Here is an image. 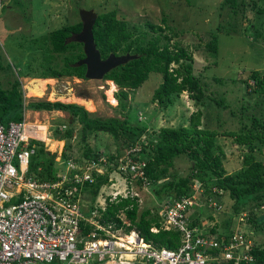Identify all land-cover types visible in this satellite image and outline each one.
<instances>
[{
    "label": "trees",
    "instance_id": "1",
    "mask_svg": "<svg viewBox=\"0 0 264 264\" xmlns=\"http://www.w3.org/2000/svg\"><path fill=\"white\" fill-rule=\"evenodd\" d=\"M261 1L264 3V0ZM245 5L246 0H221L218 8L229 7L228 15L235 20ZM256 13L257 18L264 13V7L260 6ZM257 19L258 26L249 23L240 29H236L237 26L230 22L224 25L217 24L210 30L209 41L204 44L206 54L215 60L218 48L217 35L221 31L228 35L239 32L238 35L244 37L246 31L251 30L248 33L251 34L252 40L264 43V22L262 23L260 18ZM161 22L165 21L162 19ZM145 26L151 31L149 37L146 36L148 31L140 30L136 25L129 26L125 20L117 18L115 10L96 14L91 33L100 58H105L110 52L115 55L123 53L136 55L124 64L110 69L102 79L112 81L120 89H135L147 79L149 73L154 72L160 74L161 80L152 92L151 102L166 107L172 102L173 95L186 92L190 99L201 103L205 97V90L201 77L192 72L191 56L187 47L179 45L176 40L169 42L176 33L168 34L172 29L166 24L161 26L146 22ZM80 28V20L71 24L65 23L50 30L45 38L31 40L35 43L42 42L43 45L46 43L48 52L37 67L38 77L56 78L66 75L84 79L85 66L76 63L83 56L81 43L73 39ZM164 29L168 30L167 33H163ZM55 58H60L61 65L49 64ZM2 70L3 66L0 63V72ZM29 74L36 75L33 72ZM249 77L263 92L261 102H264V75L254 70ZM18 86L19 81L16 79L8 88L0 87V122L3 124L22 118L23 98ZM117 95L125 96V92L119 90ZM214 102L222 108L227 107L222 104L221 99ZM116 104L124 108L119 99ZM27 107L32 110H61L69 113V122L78 124V130L66 128L59 132L56 129L57 139L77 138L78 141L84 142L90 134H97L96 132L111 136L116 148L114 153L104 156L105 161H98L97 158L102 154L91 153L89 146H82L83 150L76 158L82 162L91 158L95 166L102 167L101 172L91 170L90 179L82 181L78 188L79 193L86 197L85 209L95 208L100 213L99 222H111L115 227L121 226V221L116 217L121 212L129 223L125 230L133 227L153 248L176 249L181 243L182 232L177 228L165 229L158 210L164 204L172 206L181 198H190L192 202L184 208L183 214L191 236L211 238L218 243V247L203 250L210 258L206 264H232L234 256L242 258L246 254H251L252 259L248 261L240 259L237 261L238 264H264V246L253 244L252 241L245 246L247 243L245 240L241 246L229 247L243 236L232 240L233 235L229 226L219 231V224L214 222L216 217L213 213L215 211L224 213L226 209L228 212L226 216L232 218L239 211H244L246 205L251 204L250 206L256 210L251 212L248 206L250 213L246 216V222L256 229L257 225H264V163L256 159L254 154L255 150L264 153V119L251 115L250 126L247 127L243 123L238 130L223 131L232 137L233 144L245 150L241 154L240 166L232 172H227L223 166V151L216 142L218 133L212 129L199 128V110L192 114L187 126L181 124L174 127L162 126L157 132L141 139V134L146 133L144 127L130 124L126 118L92 116L78 104L36 100L29 101ZM230 112L234 114L233 111ZM122 116L126 117V113ZM31 146L33 152L28 161V174L43 180L53 179L54 154L45 151L38 141L32 140ZM70 149L69 143L64 144L63 158L70 153ZM130 149L135 151L128 152ZM125 156L136 162L135 164L143 165L135 170H130L129 164L122 168ZM179 156L185 157L188 161V169L184 175L178 174L173 168L174 159ZM113 174L125 180L122 186L126 188L135 186L145 191L149 187V193L156 199L157 208H146L138 213V195L126 197L117 195L110 199V196L105 195V191L116 180ZM224 195L232 201L229 206L227 204L224 206V203H227ZM98 196L104 197L103 207L95 204ZM208 223L212 225L208 226ZM81 226L85 227V230L90 227L87 224ZM223 252L231 253L232 258L222 257ZM133 262L144 264L145 260L135 259Z\"/></svg>",
    "mask_w": 264,
    "mask_h": 264
},
{
    "label": "rangeland",
    "instance_id": "2",
    "mask_svg": "<svg viewBox=\"0 0 264 264\" xmlns=\"http://www.w3.org/2000/svg\"><path fill=\"white\" fill-rule=\"evenodd\" d=\"M220 1L1 0L0 63L3 70L0 72V87L8 88L14 80L19 81L18 87L23 98L25 121L30 120L32 123V120L35 119V124L30 125L39 126L40 130L37 131L39 136L36 137L38 142L41 143L45 151L54 152V155H57V150L63 148L67 143L71 146L70 155L72 157H78L83 147L88 146L91 153L105 156L114 153L116 145L111 136L103 132L90 134L84 142L78 141L77 138H69L58 140L59 142L56 144L54 142L57 140L55 138L56 129L59 132L66 128L78 130L79 125L70 123L69 113L65 111L42 110L34 112L27 107L29 101L47 100L74 103L81 105L92 116L126 118L130 124L144 127L146 133L141 134V139L157 132V129L162 126L174 127L180 124L187 126L191 121L192 114L199 110V128L217 131L216 142L223 151L224 169L227 172H232L240 166L241 154L245 150L241 146L233 144L232 137L223 131L238 130L243 123L247 127L250 126L251 115L264 119V102H261L263 92L249 77V74L254 70H258L260 75H264V43L252 40L251 34L248 33L251 30L246 31L247 34L244 37L238 35L239 32L228 35L221 31L217 35L218 48L215 60L206 54L204 44L209 41L210 30L217 24L224 25L226 22H230L237 26L236 29H240L249 23L258 26L257 18H260L263 23L264 13L256 18V11L260 6L264 7V3L261 0H246L244 9L233 20L228 15L229 7L218 8ZM81 9H92L96 14L115 10L117 18L125 20L129 26L136 25L138 29L148 31L147 37L151 35V31L145 26L146 22L161 26L166 24L172 31L164 29L163 33H167V31L168 34L176 33L169 42L176 40L179 45L187 47L191 56L192 72L201 77L205 90V97L201 103L190 99L186 92L173 95L172 102L166 107L151 102L152 92L161 80L160 74L154 72L149 73L147 79L135 89H120L115 84L112 85L110 80L104 79H82L66 75L56 78L38 77L39 69L37 67L43 62L41 59L47 56L48 52H46V43L43 45L42 42L35 43L31 40L38 37L45 38L50 30L65 23L71 24L78 21ZM162 19L165 21L164 23L161 22ZM52 63L61 65L60 58H55L49 64ZM30 72L36 75L29 74ZM25 73L27 74L23 75ZM29 90H31V94H29ZM119 90H123L125 96H118ZM117 99L124 105V108L116 104ZM219 99L222 104L227 106L226 108H222L214 102ZM230 111H233L234 114H231ZM124 113H126V117L122 116ZM254 154L256 159L264 163L263 152L255 150ZM43 158L45 159V156ZM173 163V168L178 174L184 175L187 172L188 161L185 157H176ZM113 178L116 180L106 189L105 194L112 192L110 188L114 185H117V190L120 192L122 185L125 184L123 178H119L115 174H113ZM131 188V192L138 195V213L146 208H157L156 199H153L149 193V187L145 191L137 189L135 186H131ZM224 197L227 198V195ZM85 198L80 196L81 209H83ZM99 199L102 201V198ZM231 202L227 198V203H224V206L226 204L229 206ZM250 205H246L244 211L242 210L241 213L239 211L232 218L226 216L228 213L226 209H224V213L215 211L213 212L216 217L214 222L219 224V231L229 226L231 232H245L253 244L264 246V225L259 224L256 229L246 222V216L250 213L248 210ZM250 208L251 212L256 210L255 207L250 206ZM211 225L208 223V226ZM248 232L251 235H248ZM132 261L134 260L132 259Z\"/></svg>",
    "mask_w": 264,
    "mask_h": 264
},
{
    "label": "built area",
    "instance_id": "3",
    "mask_svg": "<svg viewBox=\"0 0 264 264\" xmlns=\"http://www.w3.org/2000/svg\"><path fill=\"white\" fill-rule=\"evenodd\" d=\"M27 139L23 122L0 123V264H133L132 259L145 260L144 264H205L201 248L217 246L212 239L191 236L183 214L190 198L161 208L164 228L182 232L176 249L153 248L137 231L126 233L122 226L100 223L95 208L85 209L83 204L81 209L78 188L90 179L91 169H101L94 163L75 169L67 162L51 180L30 175ZM135 163L125 156L122 168L143 165ZM102 201L95 204L103 207ZM116 217L125 223L122 216ZM85 224L90 226L87 230L81 226ZM221 256L231 258V253ZM239 258L234 256V264Z\"/></svg>",
    "mask_w": 264,
    "mask_h": 264
},
{
    "label": "clouds",
    "instance_id": "4",
    "mask_svg": "<svg viewBox=\"0 0 264 264\" xmlns=\"http://www.w3.org/2000/svg\"><path fill=\"white\" fill-rule=\"evenodd\" d=\"M80 59V58H79ZM85 78V77H84ZM85 79H87V78H85ZM102 79V78H101ZM24 105V104H23ZM81 106V105H80ZM33 111H37V112H39V111H42V110H33ZM43 111H51V110H43ZM56 111H59V110H56ZM66 112V111H65ZM33 122L31 123V121L29 120V121H25V117H24V114H23V110H22V118L20 119V120H18V121H13V120H10V121H8L7 123H9V122H23L24 123V133H25V135L26 136H28V139H27V142H28V150H31V153L33 152V149H32V147L33 146H31V141L32 140H35V141H39L38 140V138H36L37 136H39L38 134H37V131L38 130H40L39 129V126H37V125H30V124H35V122H34V120H32ZM1 123V122H0ZM6 123V124H7ZM3 126H5L6 124H3V123H1ZM62 131V130H61ZM56 138V137H55ZM40 139V138H39ZM57 139V138H56ZM49 140V139H48ZM58 140H62V139H57L56 141H54L56 144H57V142H59ZM44 149V148H43ZM58 151V154L57 155H54L53 157V160H54V164H53V170H54V172H53V176H54V173L56 174V173H59L60 171H62L63 169H64V167L66 166V163L67 162H70V163H72V165H73V168H75V169H77L78 167H81V166H83V165H85V164H89V163H93L94 161H92L93 159H89V160H85V161H78V159L76 160V158L77 157H72L71 155H70V153L68 152V154H67V156L66 157H62V152H63V148H60V149H58L57 150ZM135 150H132L131 152H134ZM71 152V151H70ZM130 152V151H129ZM31 153H30V155H31ZM51 153H53L54 154V152H51ZM30 155H29V157H30ZM97 160L98 161H105V157L104 156H99L98 158H97ZM28 161H29V159H28ZM95 164V163H94ZM96 165V164H95ZM61 167V168H60ZM95 167H98V166H95ZM100 169H101V171H102V167H99ZM27 170H28V167H27ZM91 170H94V168L93 169H91ZM90 170V171H91ZM95 171V170H94ZM96 172V171H95ZM46 180H49V179H46ZM131 190H132V188L131 187H129V188H126V186H122V189H121V191L119 192L118 190H117V185H114V186H112L111 188H110V191H112V192H110V193H107V194H105V195H108V196H110V199H114L117 195H119V196H121V197H126L127 195H135L136 193H132L131 192ZM99 198H103V201H102V206H104V197L103 196H98L97 198H96V201H95V203H97V201H100V199ZM159 211V214L162 216L163 214L161 213V209L160 210H158ZM242 212V210L240 211V213ZM244 213V212H243ZM117 215H120V216H122V218H123V220L125 221V223H127V224H125V223H122L121 222V226H122V228H123V230H124V232H128V231H130V230H133V231H137V230H135L133 227H130V228H128L127 230H125V226H128L129 225V223H128V221L125 219V217H124V215L121 213V212H119ZM243 216L245 217V214H243ZM118 218V217H117ZM185 218V217H184ZM119 220L121 221V219L119 218ZM162 220H163V216H162ZM240 220L242 221V219L240 218ZM186 221V220H185ZM101 223V222H100ZM105 223V222H104ZM163 225V224H162ZM164 227V226H163ZM165 229H169V228H165ZM151 230H155V228H151ZM138 232V231H137ZM246 233L245 232H239V233H235V232H233L232 231V235L233 236H235V237H237V236H240V238H241V243L240 244H238V246H241L242 244H243V242L246 240L247 241V243L245 244V246L246 245H248V244H250V242H251V239H250V237L249 236H247V235H245ZM248 235H251V234H249V232L247 233ZM141 238H142V236H141ZM143 239V238H142ZM206 239V238H205ZM144 240V239H143ZM206 240H211V238H209V239H206ZM145 241V240H144ZM145 242H147V241H145ZM149 243V242H148ZM212 248H214V247H218V243H217V246H211ZM205 248H210V247H205ZM205 248H201V252L204 254V249ZM205 255V254H204ZM220 257V256H219ZM225 258V257H224ZM232 258V257H231ZM208 259H210L209 258V256L208 255H205V264H206V262H207V260ZM229 259V258H228ZM233 259V262H232V264H234V261H235V259L234 258H232ZM240 259H243V260H246V261H248V260H251L252 259V256H251V254H246V255H244L242 258H239V260ZM237 264H238V262H237Z\"/></svg>",
    "mask_w": 264,
    "mask_h": 264
},
{
    "label": "water",
    "instance_id": "5",
    "mask_svg": "<svg viewBox=\"0 0 264 264\" xmlns=\"http://www.w3.org/2000/svg\"><path fill=\"white\" fill-rule=\"evenodd\" d=\"M81 28L79 32L74 34L73 39L81 43L83 56L76 61L77 64L85 66L84 77L87 79H101L103 75L113 67L124 64L128 60L135 58V54L108 53L105 58H100L99 51L96 49L91 28L96 17V13L92 9L79 10Z\"/></svg>",
    "mask_w": 264,
    "mask_h": 264
},
{
    "label": "bare ground",
    "instance_id": "6",
    "mask_svg": "<svg viewBox=\"0 0 264 264\" xmlns=\"http://www.w3.org/2000/svg\"><path fill=\"white\" fill-rule=\"evenodd\" d=\"M42 81H43V80H42ZM44 81H45V80H44ZM34 82H35V81H34ZM110 82H111L112 85H114V83H113L112 81H110ZM40 83H42V82H40ZM31 87H32V86H31ZM35 87H36V86H35ZM36 88H37V87H36ZM28 92H29V94H31V90H29ZM88 226H89V225H88Z\"/></svg>",
    "mask_w": 264,
    "mask_h": 264
},
{
    "label": "crops",
    "instance_id": "7",
    "mask_svg": "<svg viewBox=\"0 0 264 264\" xmlns=\"http://www.w3.org/2000/svg\"><path fill=\"white\" fill-rule=\"evenodd\" d=\"M34 112H37V111H34ZM32 114H33V112H32ZM33 120H35V119H33Z\"/></svg>",
    "mask_w": 264,
    "mask_h": 264
}]
</instances>
